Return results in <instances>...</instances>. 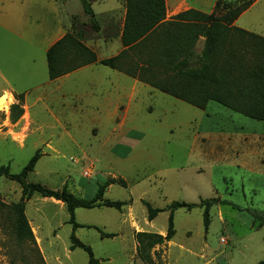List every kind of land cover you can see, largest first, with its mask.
Here are the masks:
<instances>
[{
    "label": "rangeland",
    "instance_id": "374dc122",
    "mask_svg": "<svg viewBox=\"0 0 264 264\" xmlns=\"http://www.w3.org/2000/svg\"><path fill=\"white\" fill-rule=\"evenodd\" d=\"M87 1L93 16L80 0H0V69L16 89L48 80L45 46L65 31L98 58L119 50L122 26L114 0ZM212 1L197 7L208 12ZM260 14L253 17L264 26ZM28 70L34 80L23 83ZM113 79L122 94L131 82L125 99L112 93ZM134 79L92 63L57 90L50 85L54 94L46 95L49 85L38 87L17 100L21 108L7 110V124L8 117L20 121L9 132L0 130V165L18 173L39 150L27 181L55 190L66 186L85 200L98 182H111L103 199L127 202L120 210L132 201L133 209L132 223L123 224L114 207H78L75 220L82 226L73 231L63 203L33 194L24 210L34 242L18 243L6 205L20 199L21 188L0 175V264H87V252L72 249V232L99 264H132L131 236L166 232L170 203L213 197L220 202L209 209L207 229L201 207L173 211V243L154 251L152 264H256L264 258V120L215 102L201 110ZM144 201L163 209L151 223Z\"/></svg>",
    "mask_w": 264,
    "mask_h": 264
},
{
    "label": "trees",
    "instance_id": "16d2710c",
    "mask_svg": "<svg viewBox=\"0 0 264 264\" xmlns=\"http://www.w3.org/2000/svg\"><path fill=\"white\" fill-rule=\"evenodd\" d=\"M83 11L93 16L87 0H80ZM254 0H216L213 10L205 13L194 8L178 12L165 19V0H124L125 15L120 34L123 46L117 54L97 59L95 52L72 33L66 32L46 50L47 73L50 80L63 76L82 66L98 63L199 109L215 102L248 118L264 120V37L237 27L235 19ZM203 37L202 47L196 44ZM18 105L11 106V110ZM14 120V118H13ZM40 157L36 150L18 173L0 165V175L16 181L21 197L6 207L12 217V230L18 243L34 242V236L25 215V202L33 195L63 202L72 228L82 226L75 220V209L99 206L120 210L127 202L103 199L104 189L110 183L98 182L95 195L81 199L63 186L60 190L37 182L27 181ZM219 198H208L198 203L174 201L169 211L165 235L138 231L136 255L146 264H152L151 250L170 241L175 235L173 211L201 207L204 229L210 223L209 209ZM147 219L152 220L163 209L153 208L144 201ZM108 236H113L105 234ZM72 249L80 247L88 254L87 264H99L89 246L70 234ZM256 264H264V258Z\"/></svg>",
    "mask_w": 264,
    "mask_h": 264
},
{
    "label": "crops",
    "instance_id": "0c3cea01",
    "mask_svg": "<svg viewBox=\"0 0 264 264\" xmlns=\"http://www.w3.org/2000/svg\"><path fill=\"white\" fill-rule=\"evenodd\" d=\"M56 1V0H55ZM184 1H186V0H165V6H166V11H165V19H170L172 16H174L175 14H177L178 12H180V11H183V10H180V9H176V7H178L179 6V4H180V2H183L185 5H186V8L185 9H188V8H194V9H197V10H199V11H202V9H200L199 7H197V6H201L202 4H203V1L204 0H187V2H184ZM215 2H216V0H214V1H212L211 3H209L210 4V9H209V11L208 12H205V13H210L212 10H213V7H214V5H215ZM114 6L115 7H118V9H119V11H120V17H121V26L123 25V21H124V15H125V3H124V0H114ZM184 9V10H185ZM257 11V12H256ZM202 12H204V11H202ZM256 12V13H255ZM258 12H261V14L260 15H262V14H264V0H254L236 19H235V21L233 22V24L235 25V26H237V27H240V28H243V29H245V30H248V31H251V32H254V33H256V34H259V35H261V36H263L264 37V26H262V25H260L259 23H256V21L254 20V17L253 16H255ZM254 13H255V15H254ZM259 16V15H258ZM247 17V18H246ZM253 17V19L251 20V18ZM66 33V31L62 34V35H58L57 37H55L54 39H52L46 46H45V49H44V51H45V54H46V50L50 47V45H52L56 40H58L60 37H62L64 34ZM120 34H121V31H120ZM120 36V35H119ZM120 38V37H119ZM202 43H203V37H201L200 39H199V42L196 44V49H201V47H202ZM121 48V49H120ZM122 48H123V46H122V44H121V42H120V47H119V50L116 52V53H114V55L115 54H117L118 52H120L121 50H122ZM113 56V55H112ZM46 57V56H45ZM97 59H102V58H98L97 57ZM94 64V63H93ZM91 64H88V65H85V66H82V67H80V68H78V69H76V70H74V71H71L70 73H67V74H65V75H63V76H60V77H58V78H56V79H53V80H50L49 78H48V80H46V81H44L42 84H40L41 82H36V83H34L33 84V82L34 81H32V82H30L31 84H33V85H31V87H26V86H20V87H22V89H16V87H14V84H13V82H12V84H11V82H10V80L11 81H13L12 79H11V77L10 78H8V77H6L5 76V74L3 73V72H1V69H0V80H1V84L2 85H4L1 89H0V96H3V95H10L11 97H12V101L11 102H9V104H8V108L7 109H5V110H1L0 111V113L1 112H3L4 113V115H3V118H0V130H1V132L2 133H4V132H9L10 131V127L9 126H14L15 124H16V122H18V121H20V117L18 116L17 117V121L15 120V121H12L11 119H9L10 117H8V124H7V117H6V112H7V110H9L10 108H11V106H13V105H18V107L19 108H21L22 107V105H20L19 103H17V100H21L20 99V97L21 96H24L25 97V95L28 93V92H30L31 90H33V89H37L38 87H43V86H47V85H52V84H54V85H56V87H55V89L57 90V88H59V86H61V82H63V81H65L68 77H70L72 74H75L76 72H78V71H80L82 68H86V67H88V66H90ZM112 70V72L113 73H119V75L120 74H123V75H125L124 73H121V72H118V71H116V70H114V69H111ZM31 70H28V73H30V74H26V76L24 77V79L22 80V82L23 83H26L29 79H32V80H34V74H32L31 72L32 71H37V66H35L34 68H33V70L30 72ZM115 75H117V74H115ZM125 76H127V75H125ZM128 78H130V79H134V78H132V77H129V76H127ZM135 80V79H134ZM137 80V79H136ZM113 81L114 82H112V81H110V84H113L112 85V88H111V90H112V93L114 94V96H115V94H117L118 96H117V98H120L122 95H123V99H125V94H126V92L128 91V89H129V87H130V83L131 82H126V85H127V91H125V93H123L122 94V92L118 89V85L117 84H115V79H113ZM138 81V80H137ZM139 82H141V81H139ZM141 83H143V82H141ZM143 84H145V83H143ZM148 85V84H147ZM49 88V89H48ZM47 88V90H46V92H47V94L46 95H48V92L51 94H54V90H53V87L52 86H50V87H48ZM49 96V95H48ZM51 96V98H53V99H56L57 97L56 96H52V95H50ZM116 98V99H117ZM115 99V100H116ZM8 100V99H7ZM114 100V101H115ZM108 105L109 106H112L113 105V103L111 102V103H108ZM46 108H48L47 107V105H46ZM201 110H204V109H201ZM32 113V112H31ZM34 119V118H33ZM110 185H112L111 183L109 184V188H110ZM46 198H48V197H46ZM49 199H53V198H49ZM53 200H55V199H53ZM55 201H58V202H61V201H59V200H55ZM61 203H63V202H61ZM126 208V209H125ZM125 209V210H124ZM124 209H122V210H119V212H120V220H121V222L123 223V224H125V222L126 223H132V219H131V216H130V213L128 212V210L131 212L132 211V209H133V207H132V201H130V203L127 205V207H124ZM160 209V208H159ZM147 219V218H146ZM148 220V219H147ZM153 220H154V218L152 219V220H148V222H153ZM77 223H79V222H77ZM149 223V224H150ZM81 224V223H80ZM78 228V227H77ZM77 228H75V229H77ZM75 229H73L72 228V230L74 231ZM129 231H131L130 232V234H132L133 233V230L131 229V226L129 225ZM158 232L159 233H161L162 235H165V231H163V230H158ZM136 233V232H135ZM77 239H79L77 236H75ZM132 237V239L134 238V240H135V237H134V235H132L131 236ZM174 238V237H173ZM173 238L170 240V241H168V242H166L167 243V246L166 245H164V243L163 244H161V245H157V246H155L154 248H152V250H151V255H153L154 254V251H156L157 249H159L160 247H163V251H165L166 249L165 248H167L168 247V245L171 243H173ZM165 243V244H166ZM181 247H182V245H181ZM165 249V250H164ZM132 257L133 258H131L132 260H133V263L132 264H138V262L140 261L139 260V258H135V257H137V255H136V247H135V249H134V254L132 255ZM154 259H157V258H152V260H154ZM159 259V258H158ZM161 259H164V258H161ZM165 259H168V258H165ZM205 263V262H204ZM204 263H202V264H204ZM146 264V263H145ZM168 264V263H167Z\"/></svg>",
    "mask_w": 264,
    "mask_h": 264
},
{
    "label": "bare ground",
    "instance_id": "6f19581e",
    "mask_svg": "<svg viewBox=\"0 0 264 264\" xmlns=\"http://www.w3.org/2000/svg\"><path fill=\"white\" fill-rule=\"evenodd\" d=\"M8 99V100H7ZM12 101V97L10 95L0 96V110H5L8 108L9 102Z\"/></svg>",
    "mask_w": 264,
    "mask_h": 264
}]
</instances>
